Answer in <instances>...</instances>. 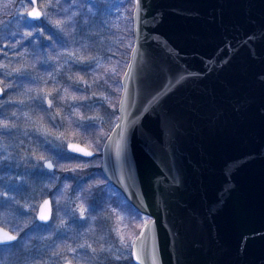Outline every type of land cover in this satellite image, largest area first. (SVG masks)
I'll list each match as a JSON object with an SVG mask.
<instances>
[{
    "label": "water",
    "instance_id": "1",
    "mask_svg": "<svg viewBox=\"0 0 264 264\" xmlns=\"http://www.w3.org/2000/svg\"><path fill=\"white\" fill-rule=\"evenodd\" d=\"M131 16L100 169L149 216L133 262L264 264V0H135ZM51 214L45 197L35 218Z\"/></svg>",
    "mask_w": 264,
    "mask_h": 264
},
{
    "label": "rangeland",
    "instance_id": "2",
    "mask_svg": "<svg viewBox=\"0 0 264 264\" xmlns=\"http://www.w3.org/2000/svg\"><path fill=\"white\" fill-rule=\"evenodd\" d=\"M124 1L94 0L91 7H94V13L98 14L100 20H108L113 30L116 29L117 23L120 24L121 29L123 28L122 21L126 17ZM81 4L84 3H80L79 0H36L41 17L32 20L27 15V11L32 7V3L28 0H0V12L6 10L7 16L4 20L6 23L11 21L14 24H20L21 21H32L35 23L34 28L40 33L44 26L54 21L52 8L56 7L55 11L59 12L64 9L72 11L71 19L80 8L86 11L91 10L88 4L85 6ZM86 22L88 24L90 22L92 27L91 31L89 28V37L96 42L99 41L96 44V53L91 52L93 61L95 55H100V50L113 49L111 44L119 38V34L118 38L114 36L108 38L105 32L98 30L95 20L92 21L90 16ZM56 23H53L55 27L63 29L70 21L66 20L64 24L61 22L59 26ZM32 36V34H26L24 39H32ZM72 53L71 51L68 53L69 57L72 56L68 60L75 58L80 62V58ZM65 61L62 60L60 65L63 66ZM17 62L18 59L15 56L0 52L1 77L5 80L7 77L13 78L20 68L12 67L18 64ZM81 83H85L91 92L92 81L90 79L88 83L85 81ZM9 85L12 84L3 83L2 87L8 89V93L7 97L0 101V114L3 115L0 119V175L4 174L3 183L0 185V200L7 198L15 200L20 192L24 200L17 203L18 206L20 205L17 213L21 211L23 215H31V220L36 221L35 215L39 203L43 198L50 197L52 216L45 230H54L55 238L52 240V245L55 256L53 259L57 264L66 260L74 264H126L123 262L125 258L131 256V244L137 233L136 230L138 231L137 228L147 219V216L138 215L130 208L131 205L128 206L129 203L120 192L96 174V167L99 165L100 168L101 146L98 147V144L100 145L101 142L96 144L92 142L94 147H91L89 146L91 143L88 144L83 139L78 140L75 131H71L66 136L61 121L55 120L52 115L49 117L50 113L46 114V121L37 119L34 115L35 105H32L31 98L38 97L49 108L48 93L42 91L39 96L38 92L34 91L36 95H32L31 88L26 86L10 88ZM109 85L113 87L114 82ZM118 89L121 90V85H118ZM59 95L57 88L56 98L58 100ZM100 97L103 95L101 94ZM8 107L11 111L6 113L5 109ZM4 115L12 119L10 124ZM86 117L85 119L88 120L92 115ZM101 119L100 115L95 120L101 121ZM5 123L8 125L7 129L2 127ZM70 141L82 143L91 149L94 155L85 159L82 157L80 161L57 163L58 157L55 152L65 151L66 143ZM45 160L53 163V169L43 166ZM69 180H75V184L67 185ZM83 191H87V195H83ZM81 208L85 209L83 214H81ZM6 211V213L0 212V222L11 225L10 222L14 221V218L9 215L14 216V211L8 208ZM1 223L0 226L6 228ZM57 234H60V237H57ZM121 235L124 237L123 243L120 239ZM48 236L49 233L46 234V238ZM87 252H91V258ZM117 256L120 259H116Z\"/></svg>",
    "mask_w": 264,
    "mask_h": 264
},
{
    "label": "trees",
    "instance_id": "3",
    "mask_svg": "<svg viewBox=\"0 0 264 264\" xmlns=\"http://www.w3.org/2000/svg\"><path fill=\"white\" fill-rule=\"evenodd\" d=\"M134 1H124L126 17L122 21L123 28L120 29V24L117 23L115 30L108 20L102 21L98 18V14L94 13V7H91L94 0H79L80 3H84L81 4L82 6L88 4L91 10L86 11L80 8L71 19L72 11L64 9L59 12L55 11L56 7L52 8L54 12L52 19L55 22L51 21V24L44 26L40 33L34 28L35 23L32 21H21L20 24H14L11 21L6 23L4 21L7 16L6 10L1 11L0 21L3 23L0 22V52L15 56L18 64L12 67H20L13 78L7 77L5 80L0 75L1 85L3 86V83L12 84L9 85L10 88L26 86L31 88L32 95H36L34 91H37L39 96L42 91L48 93L49 99L52 100L50 109L38 97L31 98L32 105H35V117L46 121V114L50 113L49 117L52 115L55 120L61 121L66 136L71 131H75L78 140L83 139L86 143H91L89 144L91 147L100 141L98 147L101 146L117 118V100L120 93L118 85H120V78L126 68L133 43L131 12ZM66 15L69 16L66 17ZM89 16L92 21L95 20L98 30L105 32L108 38L111 36L118 38L119 34V38L115 39L112 44L110 43L113 49L100 50V55H95L93 61L91 52L96 53V44L99 41L96 42L89 37V28L90 31L92 29L90 22L89 24L86 22ZM58 20L62 22L61 24H64L66 20L70 23L60 29L53 24ZM29 33L33 35V40L24 39V35ZM70 51L80 58V62L75 58L68 60L72 57L68 56ZM62 60H66L63 66L60 65ZM89 79L92 81L91 92L85 83H81L83 81L88 83ZM111 82H114L113 87L109 85ZM57 88L60 93L59 100L56 98ZM7 93L8 89H4L0 101L7 97ZM91 94H93V99H91ZM101 94L103 97H100ZM5 110L8 113L11 108L8 107ZM90 115L94 119L86 120V116ZM100 115L102 116L101 121H96V117ZM2 116L0 114V119ZM10 120L12 121L6 117L9 124ZM55 153L58 157L57 163L82 159L66 150ZM96 174L114 188L102 174L99 165L96 167ZM2 178L4 179V174L0 175V185L3 183ZM70 184H75V180H69L67 185ZM86 192L83 191V195H87ZM15 198V200L9 198L0 200V212L6 213L7 208L14 211V216L9 215L14 218V221L10 222L11 225L5 222L0 223L17 235V240L11 244L0 245V264H57L53 259L55 256L52 245V240L55 238L54 230L46 231L48 224L32 221L31 215H23L21 211L18 214L20 205L18 206L17 203L24 199L20 192ZM130 208L135 210L132 206ZM136 213L141 214L138 211ZM47 233H49L48 238H46ZM57 237H60V234H57ZM123 263L134 264L130 255Z\"/></svg>",
    "mask_w": 264,
    "mask_h": 264
},
{
    "label": "snow or ice",
    "instance_id": "4",
    "mask_svg": "<svg viewBox=\"0 0 264 264\" xmlns=\"http://www.w3.org/2000/svg\"><path fill=\"white\" fill-rule=\"evenodd\" d=\"M28 2L34 4L35 0H28ZM136 3H137V5H139V0H136ZM27 15L29 17H32V18L36 19V18H40L41 17V12H39L35 8H33V10L31 12L27 13ZM60 23H61V21L58 20L57 21V25H59ZM29 35H31V33H29ZM2 93H3V89H0V94H2ZM105 99H106V97H105ZM47 103H48L49 108H51L52 107V100L49 99L47 101ZM88 119H94V118H88ZM2 127L4 129H7L8 125L5 123ZM69 147L72 148L76 152H83V154L87 155V156H91L93 154L92 152L84 151L83 149H80L76 145H73V144H70ZM41 159H43V157H41ZM47 167L48 168H52L53 165L51 163H48ZM48 203H49L48 201H45V205H48ZM84 211H85V209L81 208V214H83ZM50 212H51V209L49 208V214H50ZM48 218H49L48 215L41 214V216H40L41 220H47ZM148 226L149 225L147 223H145L143 225V227H145V228H147ZM120 239H121V242L123 243L124 237L122 235H121ZM16 240H17V236L10 234L8 231H4L2 237H0V245L11 244V242L16 241ZM132 248L135 249V243L134 242L132 244ZM101 251H104V249H101ZM132 255L134 256V258L136 260L140 259V256L138 254H136L135 252H133ZM116 259H120V257L117 256ZM69 264H71V262H69Z\"/></svg>",
    "mask_w": 264,
    "mask_h": 264
},
{
    "label": "flooded vegetation",
    "instance_id": "5",
    "mask_svg": "<svg viewBox=\"0 0 264 264\" xmlns=\"http://www.w3.org/2000/svg\"><path fill=\"white\" fill-rule=\"evenodd\" d=\"M33 174H35V173H33ZM49 198H50V197H49ZM50 200H51V199H50ZM35 219H36V218H35ZM147 219H148V218H147ZM147 219H146V220H147ZM146 220H145V221H146ZM87 255H89V256H90V258H91V252H90V253H89V252H87ZM63 262H64V261H63ZM63 262H62V263H63ZM62 263H61V264H62Z\"/></svg>",
    "mask_w": 264,
    "mask_h": 264
}]
</instances>
